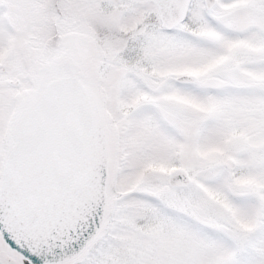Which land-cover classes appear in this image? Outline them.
Returning <instances> with one entry per match:
<instances>
[{
	"label": "snow or ice",
	"instance_id": "obj_1",
	"mask_svg": "<svg viewBox=\"0 0 264 264\" xmlns=\"http://www.w3.org/2000/svg\"><path fill=\"white\" fill-rule=\"evenodd\" d=\"M0 264H264V0H0Z\"/></svg>",
	"mask_w": 264,
	"mask_h": 264
}]
</instances>
